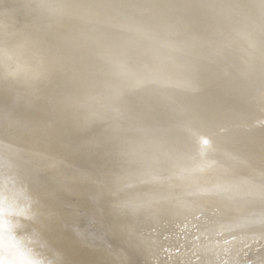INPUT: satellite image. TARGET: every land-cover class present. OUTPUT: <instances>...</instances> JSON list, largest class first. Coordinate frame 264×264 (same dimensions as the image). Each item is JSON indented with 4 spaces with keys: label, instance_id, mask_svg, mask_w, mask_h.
I'll return each instance as SVG.
<instances>
[{
    "label": "bare ground",
    "instance_id": "bare-ground-1",
    "mask_svg": "<svg viewBox=\"0 0 264 264\" xmlns=\"http://www.w3.org/2000/svg\"><path fill=\"white\" fill-rule=\"evenodd\" d=\"M0 264H264V0H0Z\"/></svg>",
    "mask_w": 264,
    "mask_h": 264
}]
</instances>
